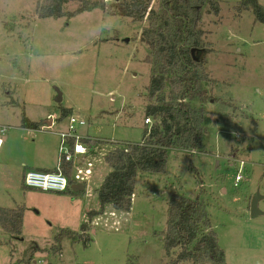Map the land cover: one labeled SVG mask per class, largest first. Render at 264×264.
Wrapping results in <instances>:
<instances>
[{
  "label": "rangeland",
  "instance_id": "1",
  "mask_svg": "<svg viewBox=\"0 0 264 264\" xmlns=\"http://www.w3.org/2000/svg\"><path fill=\"white\" fill-rule=\"evenodd\" d=\"M92 1L113 0H69L65 10ZM162 1L149 6L159 12ZM198 1L205 49L194 54L203 58L207 99L192 105L210 117L202 146L209 152L189 156L170 148L164 172H137L130 211L106 206L91 215L99 210L95 186L74 195L40 191L23 185L24 172L58 160L57 132L68 121L59 118L61 107L86 120L78 131L94 139L85 143L88 151L94 146L93 162H101L98 149L140 142L153 122H146L144 108L159 61L142 40L151 21L99 8L43 18L42 0H0V124L6 127H0V208L22 205L24 211L20 236L0 227V264H171L178 248L167 253L164 237L174 194L199 197L207 206L226 263L264 264V215L249 217L257 190L264 209V25L237 9L240 0H215L217 14L208 0ZM170 89L167 83L164 92ZM22 111L37 129L20 126ZM240 160L242 180L234 187Z\"/></svg>",
  "mask_w": 264,
  "mask_h": 264
},
{
  "label": "trees",
  "instance_id": "2",
  "mask_svg": "<svg viewBox=\"0 0 264 264\" xmlns=\"http://www.w3.org/2000/svg\"><path fill=\"white\" fill-rule=\"evenodd\" d=\"M68 1L42 0L39 16L71 18L99 8L110 15L130 17L136 22L146 18L151 21L142 32V40L154 49L155 58L159 60L157 70L152 69L147 86V96L151 102L144 108V115L153 118V122L141 131L140 142L118 145L105 154L108 173L95 189L99 210L90 214L101 213L106 206L127 212L131 209L134 179L138 171L164 172L170 148L186 151L204 146L203 128L210 122V117L201 106L195 108L192 105V101L207 99L203 82L208 77L204 73L203 58L194 54L205 49L200 23L203 1L163 0L159 12L150 8L152 0H113L108 5L92 1L67 13L65 6ZM207 3L209 10L217 14V1L208 0ZM240 8L250 11L254 19L264 25V8L258 0H240L237 9ZM167 83L171 86L168 95L164 92ZM60 111L59 118L70 115L67 108L61 107ZM38 125L21 112V127L37 129ZM187 169L197 173L190 162ZM70 186L62 192L74 195ZM168 207L164 245L167 253L172 248H178L171 264H206L207 261L211 264H229L225 262L224 251L217 242L207 206L199 197L186 198L174 194L169 199ZM23 215L22 205L16 208L1 207V229L20 236ZM80 228L87 231L88 225L83 223ZM52 250L58 252L60 247H53Z\"/></svg>",
  "mask_w": 264,
  "mask_h": 264
},
{
  "label": "built area",
  "instance_id": "3",
  "mask_svg": "<svg viewBox=\"0 0 264 264\" xmlns=\"http://www.w3.org/2000/svg\"><path fill=\"white\" fill-rule=\"evenodd\" d=\"M44 119L48 120L47 117ZM149 119L150 118L148 117L146 122H148ZM53 123L54 122L51 119L50 126H52ZM86 124L87 122L85 119L76 115L73 116L72 114L68 115L66 128L63 131L57 132L61 141L56 167L53 170L38 169V171H25L23 176V185L31 189L47 192H62L71 184H75L76 182H80L83 186H85L90 180H95V183L98 182L97 184L99 185L108 171V165L104 161V158L103 162H93L89 159V153L84 140L88 141L94 139H91L89 136L83 135L78 131L80 128L85 127ZM0 127L3 129L6 128L2 124H0ZM203 147L198 150L189 149L187 151L191 155H202L205 152H209L206 149L204 150ZM210 153H212V158L217 159L219 157L218 153L215 151ZM234 163L235 162L231 164L234 166ZM243 165L244 161H238V172L235 175V182L233 184L234 187L237 186L238 181L242 180L241 172L243 170ZM101 170H103V174H100ZM97 184L96 186L98 187Z\"/></svg>",
  "mask_w": 264,
  "mask_h": 264
},
{
  "label": "water",
  "instance_id": "4",
  "mask_svg": "<svg viewBox=\"0 0 264 264\" xmlns=\"http://www.w3.org/2000/svg\"><path fill=\"white\" fill-rule=\"evenodd\" d=\"M55 101L57 103H60L62 101L61 98V93L60 91L56 88V95H55ZM70 189L73 192H81L84 189V186L82 183L80 182H76L75 184H71ZM262 199V197L259 194V190H257L254 195L251 197L250 200V209H249V217L250 218H255V217H259V216H263L264 215V209L262 210L260 208L259 202Z\"/></svg>",
  "mask_w": 264,
  "mask_h": 264
},
{
  "label": "crops",
  "instance_id": "5",
  "mask_svg": "<svg viewBox=\"0 0 264 264\" xmlns=\"http://www.w3.org/2000/svg\"><path fill=\"white\" fill-rule=\"evenodd\" d=\"M44 122H46L49 126L51 125V119H48V120H45ZM94 143V142H93ZM93 143H91V144H93ZM94 147V146H93ZM93 147H91V149H90V151H92L93 150ZM90 151H88V153L90 152ZM105 151H103L102 149H98V153H101V156H99L100 157V161L101 162H103V158H104V155L106 154V153H104ZM89 159L91 160V153H89ZM56 163H57V159H56V161L54 162V161H52L51 159L50 160H46V162L45 163H38L37 165V167L36 168H34L33 170H37L38 171V169L39 170H53L55 167H56ZM95 183V180L93 181V180H90L89 182H88V184H87V187L88 186H96V184H94ZM98 185V184H97ZM97 187V186H96ZM84 188H85V186H84Z\"/></svg>",
  "mask_w": 264,
  "mask_h": 264
},
{
  "label": "bare ground",
  "instance_id": "6",
  "mask_svg": "<svg viewBox=\"0 0 264 264\" xmlns=\"http://www.w3.org/2000/svg\"><path fill=\"white\" fill-rule=\"evenodd\" d=\"M101 173H102V174L104 173L103 170L100 171V174H101ZM95 184H96V183H95Z\"/></svg>",
  "mask_w": 264,
  "mask_h": 264
}]
</instances>
